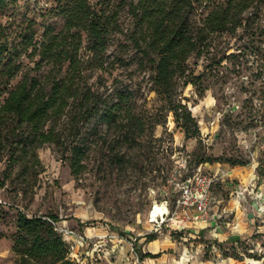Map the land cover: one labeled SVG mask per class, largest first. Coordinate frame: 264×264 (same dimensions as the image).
<instances>
[{"label":"rangeland","instance_id":"rangeland-1","mask_svg":"<svg viewBox=\"0 0 264 264\" xmlns=\"http://www.w3.org/2000/svg\"><path fill=\"white\" fill-rule=\"evenodd\" d=\"M120 1L112 0V3ZM31 8L19 3L0 15V25L8 28L12 45L19 42V33L30 23L37 40L48 25L56 31L62 28L59 16ZM119 15L121 29L126 31L130 19L126 11ZM29 52L19 58L22 72L33 68L37 59L29 58ZM232 53L234 57L231 58L228 55ZM80 55L86 59L88 54L82 49ZM115 56L121 59L117 64L112 63ZM263 56L264 36L259 32L252 38L243 34L240 39L228 35L215 37L207 57L190 56L187 65L192 84L186 87L178 84L176 91L198 122L200 140H185L170 115L164 126L152 127V121L162 120L161 102L152 91V72L149 66L138 62L123 35L113 38L104 58L105 70L88 71V84L104 96L115 90L129 95L131 113L140 122L138 128L128 131L136 142L126 146L120 144L128 118L123 113L120 118L122 128L106 129L97 125L94 130L97 134L91 137L94 120L79 122L82 126L76 139H87L91 145L85 152L83 168L76 175L71 174L64 148L57 149L50 144H44L36 151L38 164L28 160L6 169L4 161H0V264H13L11 252L5 253L8 242L11 246L10 236L18 210L28 216L65 221L60 225H66L70 230L86 226L96 228L95 237L83 245L84 255L73 256L83 264H157L155 260H141L140 255L149 249L162 256L158 264H169L167 259L172 257L174 264H264V216L246 225L251 229L243 232L240 240L243 245L237 249L242 262L230 257L231 245L217 243L209 236L188 235L192 231L190 226L202 221L208 223L214 218L219 226L223 221H233L234 227L242 228L243 225L238 226L242 220L235 217V212L221 213L219 217L213 215L214 209L219 210L230 198L234 199L237 194L231 193L233 184L245 185L246 197L255 194L261 185L264 190ZM19 80L20 74L9 82L10 86H15ZM3 87L2 84L0 104L5 97ZM65 135L70 138L73 132L69 134L66 130ZM119 152L126 155L124 163L109 164L108 157ZM203 152L213 157L243 161L246 165L227 164L224 167V163H213L198 166L194 154ZM23 165L27 171L21 175ZM213 176L216 180L210 186V218L203 220L194 204H182L184 194L181 189L188 186L191 192L188 195L197 196L204 189V178ZM226 182L230 183L231 190L224 187ZM157 213L163 215L162 224L158 220L159 225L149 221L150 218L154 220ZM148 234L155 235L157 240L151 248H147L143 240ZM165 238L179 244L171 249L169 241L163 242ZM220 249L229 257L223 256Z\"/></svg>","mask_w":264,"mask_h":264},{"label":"trees","instance_id":"trees-1","mask_svg":"<svg viewBox=\"0 0 264 264\" xmlns=\"http://www.w3.org/2000/svg\"><path fill=\"white\" fill-rule=\"evenodd\" d=\"M46 1L48 7L40 12L59 16L63 22L60 30L48 25L37 40L30 23L19 33V42L12 45L8 28L0 25V86L4 85L5 94L0 104V161H4L6 169L28 160L38 164L36 151L50 144L64 148L71 174L76 175L82 170L85 152L91 145L87 139H76L82 126L79 122L94 120L91 137L97 134L94 132L97 125L122 128L120 118L126 113L128 118L120 144L136 142L128 131L138 128L140 122L131 113L129 95L115 90L104 96L88 84V71L105 70L104 58L117 35H123L138 62L149 66L152 72V91L161 102L162 120L150 124L164 126L170 115L185 140H200L198 122L176 91L178 84L181 87L192 84L187 65L190 56L207 57L213 39L218 36L240 39L243 34L252 38L257 32L264 36V0ZM19 3V0H0V15ZM121 11H126L130 19L126 31L119 23ZM82 49L88 54L86 59L80 55ZM28 50V57L37 59L33 68L22 72L19 58ZM228 56L232 58L234 54ZM120 60L115 56L112 63ZM19 74L20 80L11 87L9 82ZM66 130L69 134L72 131L73 136L66 138ZM109 157V164L120 165L126 155L119 152ZM194 158L198 166L246 165L243 161L204 152L195 153ZM26 171L23 165L21 175ZM56 222L54 217L28 216L18 210L10 236L13 264H83L71 256L66 241L55 229ZM155 240V235L145 236L146 243ZM242 245L236 241L230 247V257L237 262L243 261L237 253ZM220 252L229 257L223 249ZM140 257L153 259L158 255L145 253Z\"/></svg>","mask_w":264,"mask_h":264},{"label":"crops","instance_id":"crops-1","mask_svg":"<svg viewBox=\"0 0 264 264\" xmlns=\"http://www.w3.org/2000/svg\"><path fill=\"white\" fill-rule=\"evenodd\" d=\"M223 166L225 167V166H227V164H223ZM231 171H233V170H231ZM245 180H246V178H245ZM247 181H248V178H247ZM233 185H234L233 186L234 191H231L233 196L238 192H243L242 196L244 197V200H242L241 197L239 198V200H237L235 198L236 196H234V199L230 198L229 201H227L226 206L222 205V207H220L219 210L216 207L214 209L213 215L215 216L218 214V216L220 217L221 213H225V212L233 213V212H235V217L242 220L241 223H238V226L243 225V227L242 228L234 227L235 222H233V221L231 223L223 221L222 223H220V226H219L216 222V219L214 218V219L208 221V223L202 221V222L196 223V225L190 226V228H191L190 230H192V231H190L191 233H189L188 235L192 236L194 234L195 235L194 237H196V238H200V237L206 238L209 236L208 238H213L214 240H216L217 243H224L225 245H231L236 241L242 240L241 236H242V234H244L243 232L245 230L251 229V227H246V225L248 223H251V221H256V218H260L261 216H264V190H262V188H261L262 185L257 188V190L255 191V194H253V195L248 194L247 195L250 197H246V195H245V193H246L245 188H247L245 185H242L240 183L238 185H235V184H233ZM224 187L227 188L228 190L232 189L229 182H226ZM248 198H250L249 201H248ZM217 202L218 201H216V204H217ZM218 204H220V203H218ZM56 223L60 228H68L66 225H60V224H64L65 221L56 222ZM259 223H261V222H259ZM255 228L258 229V228H261V226H256ZM72 231L83 235L87 239H90V238L95 237L94 232H96V228H90V227L86 226V227L81 228L80 230L77 229V230H72ZM66 238L68 240H70L71 242H73L71 237H66ZM143 240L145 241V237L143 238ZM156 241L157 240L150 242V243H146L147 248H151L150 246H152V244H154ZM167 241H169V244H170L169 248H171V249H173L177 244H179V243H177L176 240H171V238H165L163 240V242H167ZM84 249H85L84 246L80 247L78 256L84 255V253H85V251L83 252ZM9 253H10V244L8 242V249H7L5 254H9ZM145 253L158 255V253H156V251L153 252V251H150V249L147 250V252H145ZM86 254H88V253H86ZM161 257L158 255L157 258H153V259L144 258L141 260H145V259L155 260V261H157V264H158V260H160ZM0 258H1V256H0ZM172 259H173V257H172ZM172 259L171 258L167 259L169 264L175 263V261Z\"/></svg>","mask_w":264,"mask_h":264},{"label":"built area","instance_id":"built-area-1","mask_svg":"<svg viewBox=\"0 0 264 264\" xmlns=\"http://www.w3.org/2000/svg\"><path fill=\"white\" fill-rule=\"evenodd\" d=\"M5 1H8V0H5ZM19 2L20 3H27V4L31 5L32 7L38 8L40 10L48 7V3L46 0H19ZM214 180H216L215 176L208 178V179L204 178V180H203V183L205 184L204 189L197 196L188 195V194H191L188 186H182V189H181L183 191V194H184L183 195L184 200L182 201V204L187 205V206L194 204L195 208H196V212L199 215V218L203 219V220L210 218L209 217V207H208L209 202L212 198L211 192H210V186L214 182ZM236 194H237L236 197H238V198L243 197L242 192H238ZM0 203H1V201H0ZM164 210H165L164 217H166L167 216L166 205L164 206ZM158 220H160V223L162 224L163 219H162L161 214H159L158 217H155L154 220H151V218H150L149 221L153 224L159 225ZM53 224L55 226V229L62 235V237L66 241L71 256L78 255L80 247L83 246L88 239L85 238L83 235L76 233L70 229L60 228L57 225V223H53ZM66 237H71L73 242L68 240Z\"/></svg>","mask_w":264,"mask_h":264},{"label":"bare ground","instance_id":"bare-ground-1","mask_svg":"<svg viewBox=\"0 0 264 264\" xmlns=\"http://www.w3.org/2000/svg\"><path fill=\"white\" fill-rule=\"evenodd\" d=\"M159 214H161V215H162V213H157V214H156V215H157L156 217H158V215H159ZM162 216H163V215H162Z\"/></svg>","mask_w":264,"mask_h":264}]
</instances>
